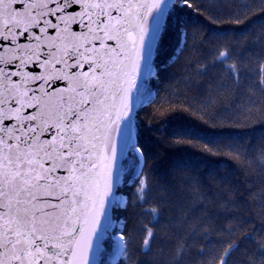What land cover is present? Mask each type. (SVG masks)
<instances>
[{
  "label": "snow or ice",
  "instance_id": "snow-or-ice-1",
  "mask_svg": "<svg viewBox=\"0 0 264 264\" xmlns=\"http://www.w3.org/2000/svg\"><path fill=\"white\" fill-rule=\"evenodd\" d=\"M194 3L193 12L203 11L197 0H0V264H131L127 225L117 215L129 204L124 187L136 188L141 249L152 250L164 202L152 203L150 182L142 179L137 117L159 95L166 39L177 41L169 61L185 50L193 26L185 6ZM212 62L240 84L227 50ZM194 67L207 74L206 63ZM215 99L210 88L203 106ZM197 139L209 153L223 144ZM228 139L223 148L236 150L239 137ZM241 232L245 244L256 241L264 252V236L257 240L233 217L221 230L229 239L209 241L200 255L212 264L219 245L228 251L218 264H231ZM183 251L179 244L177 259Z\"/></svg>",
  "mask_w": 264,
  "mask_h": 264
},
{
  "label": "trees",
  "instance_id": "trees-1",
  "mask_svg": "<svg viewBox=\"0 0 264 264\" xmlns=\"http://www.w3.org/2000/svg\"><path fill=\"white\" fill-rule=\"evenodd\" d=\"M197 3L203 11L193 12L195 3L192 9L185 6L193 25L185 50L169 61L177 41L175 35L166 39L159 62L168 65L156 85L159 95L138 113V139L145 156L142 179L150 182L152 203L164 202V226H157L159 231L153 228L155 243L150 241L152 250L143 252L145 236L138 216L142 209L132 203L136 188L122 189L129 204L117 215L125 218L131 264H207L200 249H206L209 241L229 239L221 230L233 217H240L245 230L255 233L257 240L264 236V160L260 159L264 142L258 143L264 136V4L260 0ZM221 49L229 52L240 69L238 86L228 79L223 64L212 62ZM199 62L207 64L206 75H196L194 66ZM210 88L215 103L204 107ZM250 100L257 103L249 109ZM198 137L223 144L229 143V137L239 139L233 141L234 151L221 144L220 150L209 153ZM181 161L189 166L177 167ZM235 239L241 251L232 255L231 264H261L264 252L258 250L256 241L245 244L244 232ZM179 244L184 251L177 259ZM213 251L217 259L212 264H218L228 249L217 245Z\"/></svg>",
  "mask_w": 264,
  "mask_h": 264
},
{
  "label": "water",
  "instance_id": "water-1",
  "mask_svg": "<svg viewBox=\"0 0 264 264\" xmlns=\"http://www.w3.org/2000/svg\"><path fill=\"white\" fill-rule=\"evenodd\" d=\"M147 105V104H146Z\"/></svg>",
  "mask_w": 264,
  "mask_h": 264
}]
</instances>
